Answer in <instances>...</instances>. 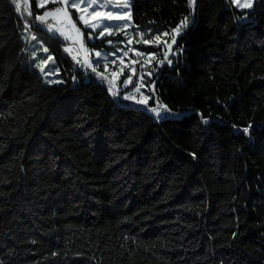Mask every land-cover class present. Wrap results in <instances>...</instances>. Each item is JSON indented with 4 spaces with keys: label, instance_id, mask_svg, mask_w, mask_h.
<instances>
[{
    "label": "trees",
    "instance_id": "trees-1",
    "mask_svg": "<svg viewBox=\"0 0 264 264\" xmlns=\"http://www.w3.org/2000/svg\"><path fill=\"white\" fill-rule=\"evenodd\" d=\"M72 17L90 50L125 39ZM130 17L160 33L188 18L147 78L188 114L120 106L32 26L59 71L46 84L0 0V264H264V0H131Z\"/></svg>",
    "mask_w": 264,
    "mask_h": 264
},
{
    "label": "rangeland",
    "instance_id": "rangeland-1",
    "mask_svg": "<svg viewBox=\"0 0 264 264\" xmlns=\"http://www.w3.org/2000/svg\"><path fill=\"white\" fill-rule=\"evenodd\" d=\"M124 0H98V3H102L104 5H107L108 7L104 9H97L99 12V16L97 17H91L89 14L91 11H93L92 7H89L88 11L84 13L86 18L89 19L90 23H95L97 21H102L105 24H111L113 25L112 34H116L121 31V29L125 30V39L119 42L118 44H115V47L112 50H90L87 48V44L84 41V33L81 29V32L83 33V36H78L74 31L70 29V25L65 28V25L67 24V21L63 19L62 13L58 14L56 17L48 16L45 17V22H41L39 20H36L37 15H43L44 13H34L32 5H28V10H25V5L23 3V0H20L21 4V11L19 12L23 24H24V30H23V39L26 42L25 46V52L26 56L28 58L27 64H33L35 65V69L40 73V75L44 78V81L46 84H55L56 81H60V78L58 76V68L56 66V62L53 59L52 54L49 52L46 45L42 43V39L35 35V32L32 31V26L35 28L42 29L47 35L52 37L59 38L64 43V50L65 48H69L70 51L65 53L68 55L71 52L77 53L81 59H83L81 65L75 66L79 67L84 71L85 74H91L97 82L102 84L110 97L120 106L125 107H132L140 110H145L149 114H152L155 119H158L154 113H152L149 108H156L159 105V101L154 97L153 89H149L147 85V78L151 77L152 74L157 70V67L161 64V61H164V54L165 52L171 51L167 47V45L164 43V41H168V43H171V36L175 33L173 31L169 32L168 36L162 35L165 32H159L158 30H155V28H148V31H141L133 27L131 17H130V10L129 9H121V8H112V11L115 12H128V17L123 20H108L104 19V14L111 8L113 4H122ZM240 3H246V0H239ZM254 0H252L253 4ZM128 3L131 7V0H128ZM40 4V0L36 1L37 8H40L38 6ZM52 4L54 7L49 11H54L56 8H65L66 6L61 2V0H49V2L45 3L44 6ZM83 7V5H82ZM247 8V7H245ZM29 11L31 12V15H29ZM69 13L72 16V13L75 14L77 21L81 24L83 29H86L88 31H91L90 33L93 36H99L100 29H96L95 32L91 28H85L83 22L79 20L80 12H78L74 8L68 9ZM73 19V17H72ZM25 21H29L30 27H25ZM74 22V20H73ZM47 24L53 25V31L49 32L47 28ZM116 25H120V27H116ZM126 25V27L124 26ZM57 28H60L64 31L65 35H61L60 32L56 31ZM177 28V27H176ZM175 28V29H176ZM183 30V29H182ZM182 32V31H181ZM89 33V34H90ZM160 33V34H159ZM168 33V32H167ZM88 34V35H89ZM142 34V35H141ZM160 35V41H157L155 39L156 35ZM109 35L108 33H105L103 36ZM69 37L66 39L65 37ZM102 36V37H103ZM80 39L83 40V48L81 47V44L77 41ZM151 39L152 42L150 44L144 43V40ZM90 41H94L93 39H89ZM111 43V42H110ZM159 45L162 46L158 51H152L149 52L145 49H143V46H154L158 47ZM173 45V44H172ZM44 49H47L48 51L45 52ZM131 49V51H130ZM101 53V57H97L96 53ZM137 52L140 53H155L156 55L154 57L149 55H137ZM127 53V55H125ZM51 56L52 59L48 60L47 57ZM78 57V58H79ZM79 58V59H80ZM97 59L100 60L99 65L97 66V72H99L101 75H97V72H93L92 68L87 66L86 62H94ZM43 60H47V63H43ZM38 64H42V67L44 68V72H41L40 68L37 67ZM131 77V81L127 84L124 82L128 80V78ZM111 82V83H110ZM112 87V90L117 93V95L113 96L109 92V87ZM131 94L134 99L132 100H125L123 97L125 95ZM155 103L150 104V101L153 100ZM141 100L142 102L137 104L135 101ZM163 105V104H162ZM189 111H180V112H174V111H168L164 112L163 109H161V114L163 117L166 118H180L185 114H188Z\"/></svg>",
    "mask_w": 264,
    "mask_h": 264
},
{
    "label": "snow or ice",
    "instance_id": "snow-or-ice-1",
    "mask_svg": "<svg viewBox=\"0 0 264 264\" xmlns=\"http://www.w3.org/2000/svg\"><path fill=\"white\" fill-rule=\"evenodd\" d=\"M11 2L15 5L16 11L19 13L21 11V4H20V0H11ZM49 2V0H40V4L38 6L43 7L45 3ZM61 2L66 6L65 8H56L54 11H46L42 16L41 15H37L36 16V20H39L41 22H45V17L48 16H53L56 17L58 14L62 13L63 19L67 21V24L65 25V28H67L68 25H70V29L72 31H74L78 36L82 37L83 33L81 32V29L79 27H77V24L75 22H73L72 16L69 13L68 9L69 8H74L76 9L78 12H80V16H79V20L81 22H83L85 28H91L93 30V32H95L96 29H100L99 32V36L102 37L105 33H108L109 35L112 34V29H113V25L111 24H105L102 21H97L95 23H90L89 19L86 18V16L84 15L85 12L88 11L89 7L93 8V11H91V13L89 14L91 17H97L99 16V12L97 11V9H104L106 7H108L107 5H104L102 3H98V0H61ZM195 2L196 0H188V5L190 8H194L195 6ZM232 3L236 4L237 7L240 8H251L252 7V0H246V3H240L239 0H231ZM25 7V10H28V5H29V0H23ZM83 5V7H82ZM112 8H121V9H129L130 10V4L128 3V0H124V2L122 4H113L111 6V8H109V10L104 14V19H108V20H123L126 19L128 17V12H124V11H120V12H115L112 11ZM29 15H31V12L29 11ZM188 23V18L186 17L184 21L181 22V25H179L176 29L173 30V34L171 36V43H168V41H164V43L167 45V47L169 49L172 48V44L176 43V39L177 36L181 33L183 27H186ZM126 27V25H124ZM25 27L28 28L30 27V23L29 21H25ZM116 27H120V25H116ZM47 28L49 32L53 31V25L52 24H47ZM56 31L60 32L61 35H65L64 31L60 28H57ZM142 35V34H141ZM162 35L164 36H168L169 33L165 32ZM66 39H68L69 37H65ZM89 39H93V38H97L95 36H93L91 33L88 35ZM155 39L157 41H160V35H156ZM81 44V47L83 48V40L80 39L79 41H77ZM152 42L151 39L148 40H144V43L146 44H150ZM110 43V41H109ZM45 52H47V49H44ZM65 51L68 52L70 51L69 48H65ZM131 51V49H130ZM97 57H101V53L97 52L96 53ZM125 55H127V53H125ZM137 55H149L154 57L156 54L155 53H140L137 52ZM48 60H51L52 57L48 56L47 57ZM75 59V57H74ZM164 60H167V62L169 64H171V60L168 59V52H165L164 54ZM164 61L162 60L161 63H163ZM43 63H47V60H43ZM100 60L97 59L94 62H86L87 66L92 68L93 72H97V66L99 65ZM42 64H38L37 67L40 68L41 72H44V68L42 67ZM97 75H101L99 72H97ZM131 81V77L128 78V80H126L124 83L127 84ZM56 83H60V81H56ZM111 83V82H110ZM109 92L115 96L117 95L116 92H114L112 90V87H109ZM125 100H132L134 99V97L129 94V95H125L123 97ZM137 104L141 103V100H136L135 101ZM161 109H163L164 112H168L170 110L167 109V107L165 105H159L156 108H149V110L155 114V116L157 118H165L162 116L161 114ZM204 123H207L208 121L206 119H204L203 121ZM243 132L245 134H248L249 132V128H244Z\"/></svg>",
    "mask_w": 264,
    "mask_h": 264
},
{
    "label": "built area",
    "instance_id": "built-area-1",
    "mask_svg": "<svg viewBox=\"0 0 264 264\" xmlns=\"http://www.w3.org/2000/svg\"><path fill=\"white\" fill-rule=\"evenodd\" d=\"M67 56L70 58V60L73 62V64L81 65L82 62H83V61H82L83 59H81L77 53L71 52V53L68 54ZM74 57H75V59H74ZM78 57H79L80 59H79ZM85 62H87V61H85ZM78 65H77V66H78Z\"/></svg>",
    "mask_w": 264,
    "mask_h": 264
}]
</instances>
